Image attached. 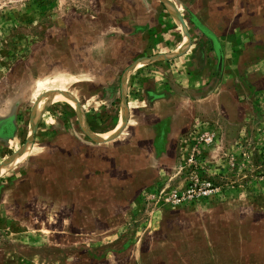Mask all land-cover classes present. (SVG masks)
I'll return each mask as SVG.
<instances>
[{
    "label": "rangeland",
    "instance_id": "1",
    "mask_svg": "<svg viewBox=\"0 0 264 264\" xmlns=\"http://www.w3.org/2000/svg\"><path fill=\"white\" fill-rule=\"evenodd\" d=\"M0 264H264V0H0Z\"/></svg>",
    "mask_w": 264,
    "mask_h": 264
},
{
    "label": "bare ground",
    "instance_id": "2",
    "mask_svg": "<svg viewBox=\"0 0 264 264\" xmlns=\"http://www.w3.org/2000/svg\"><path fill=\"white\" fill-rule=\"evenodd\" d=\"M62 99H65L64 96L62 94H58L56 96H54V100L55 101H59V100H62ZM42 112V109L41 107H39L36 111H35V114L34 116L37 118Z\"/></svg>",
    "mask_w": 264,
    "mask_h": 264
}]
</instances>
